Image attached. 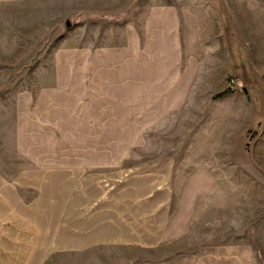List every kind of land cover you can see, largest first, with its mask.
<instances>
[{
    "label": "crops",
    "instance_id": "1",
    "mask_svg": "<svg viewBox=\"0 0 264 264\" xmlns=\"http://www.w3.org/2000/svg\"><path fill=\"white\" fill-rule=\"evenodd\" d=\"M61 1L63 4L64 0H0V63L9 61L20 48L27 49L42 39L46 26L58 16ZM99 3L105 14L124 9L123 0H100ZM87 9L96 12L95 8ZM173 10L165 7L147 12L148 29L178 31L174 35L178 49L172 59L165 56L145 72L138 70L134 48L124 50L121 46L116 50L115 69L68 70L63 75L61 71L45 73L36 69L23 74L35 75L32 86L40 93L45 86L51 87L47 93L59 92L64 86L75 87L76 79L81 78L85 79L83 84L95 78L94 82L99 85L114 79L112 83L121 94V109L131 110V119L139 108L138 102L145 98L146 108L154 119L166 118L171 111L187 106L186 94L191 83L202 86L204 81L203 55L193 56L191 74L182 69L180 33L183 20L193 22L195 29H202L203 19L197 15L189 17L188 9ZM125 22L133 26L131 33L125 32ZM116 26L120 28L116 31V41L123 44L129 39L128 45L133 46L138 35L131 17L122 19ZM28 82H25L26 93L31 89ZM230 97H221L227 101L214 111L212 121L217 123V130L205 139L196 137L195 149L161 156L194 159L186 162V167H194L190 169L189 180L195 184L197 193L212 188L219 180V159L245 155L241 131L244 126L254 124L261 104L248 97L246 101L231 102ZM16 106L19 113L14 117V125L22 127L21 133L29 132L31 138L18 139L15 156H49L43 149V137H37L40 133L42 136L44 127L43 98L39 105L28 102ZM25 109L31 111L30 117L21 112ZM38 110L40 118L34 117ZM124 119V114L117 115L115 125L122 128L134 124ZM104 123L103 119L94 118L88 122L92 126ZM258 133L251 143L255 147L252 151L256 163L250 162L249 169L253 171L240 174L250 180L248 187L264 190V181L256 174H264V132ZM68 152V157H116L118 160L14 169L0 166V264H264V240L258 243L260 248L257 242L241 240L264 238L262 231L244 230L237 235H222L225 239L221 240L217 230L174 228L177 226L172 221L176 162L125 161L136 155L134 151L125 155L124 150ZM234 170L235 165L231 172ZM228 237L238 239L227 240Z\"/></svg>",
    "mask_w": 264,
    "mask_h": 264
},
{
    "label": "rangeland",
    "instance_id": "2",
    "mask_svg": "<svg viewBox=\"0 0 264 264\" xmlns=\"http://www.w3.org/2000/svg\"><path fill=\"white\" fill-rule=\"evenodd\" d=\"M99 1L64 0L63 4L61 1L59 14L51 25L46 26L42 39L27 49L20 48L9 61L0 63V155H3L0 156V166L14 169L118 160L116 157H68V151L74 150L113 153L124 150L125 155L134 151L135 158L124 160L139 164L172 160L176 162L172 221H176L177 226L174 228L217 230L221 233V240L225 239L222 235H237L244 230L264 233V190L248 187L250 180L240 174L253 171L249 169L256 163L252 151L255 147L251 143L258 132H264V0H123V10L107 14L102 13ZM165 7L172 11L188 9L189 17L197 15L203 19L202 29H195L189 20L181 22L182 69L191 74L193 56L203 55L204 59L202 86L191 83L186 94L187 106L171 111L166 118L154 119L146 108L145 98L138 102L139 108L131 119V110L121 109V94L112 83L114 79H109V84L99 85L94 82L95 78H90L92 82L85 84V79L81 78L76 79L75 87L64 86L59 92L47 93L51 87L45 86L44 92L40 93L32 86L35 75L23 74L36 69L45 73L61 71V75L68 70L115 69L116 50L121 46L124 50L134 48L138 70L145 72L165 56L172 59L178 49L174 37L178 31L146 27L147 12ZM86 8H95L96 12ZM128 16L133 20L134 32L138 35L133 46L128 45L129 39L121 44L115 37L120 29L117 22ZM67 21H70V27ZM130 25L127 22L123 24L125 32H132L133 26ZM231 78L237 79L235 89L229 86ZM26 81L31 84L27 93ZM225 90L226 95L231 96V102L246 101L248 97L261 106L254 117V124L244 126L241 131V148L245 157L219 159V180L210 185L212 188L197 193L195 184L189 180L194 167H186V162L194 159H165L161 156L195 149L196 137L205 139L207 134L217 130V123L212 119L227 99L215 96ZM42 98L44 127L42 136L40 133L37 137H43V149L49 156L16 157L18 139L30 140L31 134L21 133L22 127L14 125V117L19 113L15 107L28 102L39 105ZM21 112L30 117L29 109ZM40 114L38 110L34 117L40 118ZM123 114L125 122L134 124L122 128L116 126L117 115ZM93 118L103 119L105 123L89 125ZM234 165L235 170L231 172ZM256 174L259 180L264 181V174ZM234 239L238 238H227ZM241 240L257 242L260 248L258 243L264 238L245 237Z\"/></svg>",
    "mask_w": 264,
    "mask_h": 264
},
{
    "label": "built area",
    "instance_id": "3",
    "mask_svg": "<svg viewBox=\"0 0 264 264\" xmlns=\"http://www.w3.org/2000/svg\"><path fill=\"white\" fill-rule=\"evenodd\" d=\"M237 84V79L236 78H231L229 81V86L231 89H235V86Z\"/></svg>",
    "mask_w": 264,
    "mask_h": 264
},
{
    "label": "trees",
    "instance_id": "4",
    "mask_svg": "<svg viewBox=\"0 0 264 264\" xmlns=\"http://www.w3.org/2000/svg\"><path fill=\"white\" fill-rule=\"evenodd\" d=\"M226 94H227V90L222 91V92L218 93V94L215 96V98H221V97H223V96L226 95Z\"/></svg>",
    "mask_w": 264,
    "mask_h": 264
},
{
    "label": "water",
    "instance_id": "5",
    "mask_svg": "<svg viewBox=\"0 0 264 264\" xmlns=\"http://www.w3.org/2000/svg\"><path fill=\"white\" fill-rule=\"evenodd\" d=\"M70 25H71L70 21H67V26L70 27ZM244 91L247 93L246 88H244Z\"/></svg>",
    "mask_w": 264,
    "mask_h": 264
}]
</instances>
